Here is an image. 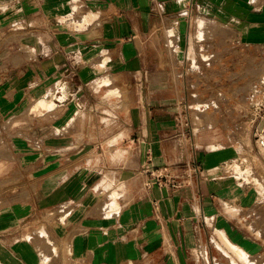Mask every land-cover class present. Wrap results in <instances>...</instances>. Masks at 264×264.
<instances>
[{"label": "crops", "instance_id": "crops-1", "mask_svg": "<svg viewBox=\"0 0 264 264\" xmlns=\"http://www.w3.org/2000/svg\"><path fill=\"white\" fill-rule=\"evenodd\" d=\"M236 1L228 9L224 0L215 6L212 22L221 25L229 14L233 29L239 30L244 18L246 28L254 29L258 15ZM78 3L97 16L82 29H71L67 14ZM197 4L0 0V129L7 122L16 123L17 109L29 107L37 97L32 80L39 72L60 76L57 94L68 92L65 100L54 95L47 101L59 109L51 123L59 125L61 135L52 137L58 141L56 147L44 149L42 166L20 170L14 160H0V169L8 168L5 176L18 169L30 174L25 200L16 194L2 209L0 199V264H205L196 259L203 249L209 264H246L225 255L218 233L245 253L247 264H264V211L257 205V192L229 173L241 148L227 146L231 141L220 125L199 133V145L192 147L186 140L189 129L183 126L186 117L176 115L183 109L182 87L174 80L180 55L165 49L167 32L174 24L180 31L176 21L183 12L201 13ZM6 28L10 31L1 34ZM233 40L258 42L252 36ZM15 45L27 49L29 56L5 63ZM30 74L19 85L21 77ZM113 91L124 97H109ZM100 93L101 100L107 98L102 118L106 121L87 117L84 124L93 141L82 144L78 140L89 129L75 126L67 132L64 127L72 122L69 114L75 116L76 100L88 114L86 108L101 103ZM27 118L34 123L39 117L29 113ZM105 122L110 124L98 136L96 125ZM52 128L46 127L48 136ZM10 129L9 134L0 130V137L12 138L18 129ZM218 143L224 146L208 150V145ZM19 154L23 153L15 152ZM87 155L92 156L90 163L83 161ZM157 175L162 176L161 185L155 184ZM101 181L117 188V211L100 210ZM171 183L180 187L173 189ZM38 217L43 225L41 249L34 243L14 246L22 223L28 228Z\"/></svg>", "mask_w": 264, "mask_h": 264}, {"label": "rangeland", "instance_id": "rangeland-1", "mask_svg": "<svg viewBox=\"0 0 264 264\" xmlns=\"http://www.w3.org/2000/svg\"><path fill=\"white\" fill-rule=\"evenodd\" d=\"M223 0H196L200 7V12L196 14L185 12L183 16L178 17L173 27H170L167 32V39L165 43V49L171 53H178L180 58L178 62V70L175 72L174 80L181 87V114L185 116L187 121H184V127L189 129V136L187 135L188 143H191L192 147H197V137L199 133H208L209 129L220 125L223 129L227 140L231 142L227 143L235 148H241L240 157L244 159L246 164L245 167L239 169L234 164H231L230 174L233 175L237 180L240 179L242 184H250L255 188L257 192V205L261 210L264 211V147L256 148L254 134L256 130H261L264 126L259 123V116H263L264 113L257 115L253 110V105L257 101L264 99V0H237L236 2L241 3L244 9L254 10L258 15L259 22L254 29H249L244 24H248V21L243 19V25L239 30H235L231 27L233 25L230 15L226 14L225 23L221 25L214 24L212 22V16L214 13L212 10L215 6H219ZM226 8L228 5L234 2V0H224ZM80 3L71 5L70 11H68L67 17L71 24V29H82L84 24L93 22L96 16L90 14L89 9L80 7ZM207 6L208 8H204ZM211 9V10H210ZM247 13V12H246ZM263 16V17H261ZM88 17V18H86ZM82 19V21H79ZM61 21V20H60ZM73 21H75L73 23ZM79 21V26L74 25ZM180 24V25H179ZM230 24V25H229ZM83 25V26H82ZM10 29L6 28L1 34H6ZM252 36L258 39L255 44L244 43L241 39H246ZM240 37L241 42H235L233 38ZM178 39V40H176ZM181 44L176 47V43ZM245 41V40H244ZM260 41V42H259ZM169 43V46H167ZM16 46V45H15ZM9 55L5 59L12 63H18L21 61V57H28L27 49L23 46L18 45L15 48L9 49ZM172 55V54H171ZM37 72V71H35ZM31 75V76H30ZM27 77H21L22 81L19 85H24L25 80L30 79L32 74ZM61 77L53 74H41L34 76L32 83L34 85L35 92L37 91V97H35L32 103L27 108L17 109L16 123L13 125L6 124L2 125L0 130L8 133L10 128L17 126V133L12 134L10 137H0V160H14L16 164H19V169H24L27 165L40 164L42 166V160L46 157L43 155L44 149L50 147H56L58 141L52 139L53 136L56 138L61 135L59 132V125L51 123L52 119L60 115L59 109L52 106L48 108L40 109L35 108L38 102L47 103L56 97L65 100L68 96V92L65 94H57L58 88L62 85ZM257 92H256V88ZM100 93L98 99V108H89L84 111L83 104L77 111L68 113L72 116L71 123L65 125V130L68 132L72 127H79L89 129L88 134L78 140L82 144L90 143L93 141L90 135V128L84 124V120L90 115L98 116L99 121H106L102 119L105 117L103 113L106 111L105 101L107 98L100 99L103 95ZM122 97V93L119 91H113L109 93V97L112 96ZM62 96V97H61ZM64 97V98H63ZM124 97V96H123ZM122 97V98H123ZM57 99V98H56ZM56 107V106H55ZM84 111V112H83ZM31 113L36 117H39L37 122L32 123V119H28L27 115ZM67 114V113H66ZM101 118V119H100ZM74 121V122H73ZM51 124H50V123ZM109 122L105 124L96 125L99 128L98 136L101 135V131H105V128L109 125ZM33 125V127H32ZM53 127L51 134L48 136L46 127ZM64 131V130H62ZM264 131V129H263ZM191 132V133H190ZM46 133V136H43ZM60 133V134H59ZM48 137H51L48 140ZM93 137V136H92ZM94 138V137H93ZM99 138V137H98ZM190 138V139H188ZM234 140V143H232ZM227 142V141H226ZM116 142L113 141V144ZM224 146L222 143L218 145H208V150H215ZM119 150L118 147L116 149ZM23 153L15 155V152ZM14 154H11V153ZM117 155V154H116ZM104 157V156H103ZM118 156L115 157V159ZM92 156L83 157V161L90 163ZM17 170V173L5 176L4 172L8 170L1 168L0 175V199L2 200V209L9 207L11 198H15L16 194H20L19 198L25 200L27 192L24 191L27 177L29 178L28 171ZM4 170V171H3ZM102 180L106 179V174L103 173ZM100 182V181H99ZM101 186L98 187V191L103 194L100 202L102 203L99 207L104 213L107 210L112 211L118 210L117 199L120 195L117 194L115 189L108 187V185L101 181ZM122 188V187H121ZM113 196V199L111 198ZM109 199L110 202L106 203ZM257 206V207H258ZM73 209L70 207L69 212ZM62 215V214H61ZM56 216L58 214L56 213ZM256 223L259 221H255ZM264 223V221H261ZM22 223V230L17 235V242L14 246L19 249L23 248L27 244L34 243L41 249V242L43 239L42 222L41 217H38L34 221V225H30L28 228ZM34 227V228H32ZM222 235V233H220ZM259 235V232H258ZM223 236V235H222ZM221 236V237H222ZM220 235L218 236V238ZM220 237V238H221ZM219 238L221 242L223 252L225 255H234L230 249L222 244V238ZM221 240V241H220ZM47 241V239H46ZM242 263H246L239 259V256H234ZM247 260V257H246ZM130 264V263H129Z\"/></svg>", "mask_w": 264, "mask_h": 264}, {"label": "built area", "instance_id": "built-area-1", "mask_svg": "<svg viewBox=\"0 0 264 264\" xmlns=\"http://www.w3.org/2000/svg\"><path fill=\"white\" fill-rule=\"evenodd\" d=\"M183 14H185V12H183L182 14H180L181 16H183ZM169 46V43L168 45ZM170 47V46H169ZM256 88V86H255ZM61 90V88L59 89ZM264 91V90H263ZM256 92H257V88H256ZM71 99H73V96L72 95H69ZM75 108L76 110L80 109L81 108V104L78 100L75 101ZM253 110L254 112L257 114V115H260V113H264V99L263 100H260V101H257L256 103H254L253 105ZM259 123H261L263 126H264V115L263 116H259ZM264 128H262L260 131L259 130H256L255 134H254V137H255V145H256V148L259 149V148H263L264 147V131H263ZM231 164H234L236 167H238L239 169L243 168L246 166L245 162H244V159H242L240 157V155L237 156L236 159H234L230 164H229V167L231 168ZM193 171L195 172L196 171V167L193 168ZM155 184L157 185H161V181H162V176L161 175H157L155 178ZM236 179V178H235ZM171 180H173V178H171ZM237 180V179H236ZM240 180V179H239ZM247 185H250L249 183ZM170 186L173 188V189H178L180 187V184L179 183H171ZM196 259L197 260H203V262H205V264H209L210 262V259L208 257V252L206 249H203L202 251H200L197 256H196Z\"/></svg>", "mask_w": 264, "mask_h": 264}, {"label": "bare ground", "instance_id": "bare-ground-1", "mask_svg": "<svg viewBox=\"0 0 264 264\" xmlns=\"http://www.w3.org/2000/svg\"><path fill=\"white\" fill-rule=\"evenodd\" d=\"M62 97V96H61ZM57 99H59L60 97L58 96V97H56ZM55 98V99H56ZM64 98V97H63ZM56 99V100H57ZM61 100L60 101H62V98H60ZM59 101V102H60ZM49 106H51V104L49 105L48 104V102L47 103H43V102H38L37 104H36V106H35V108L37 107V108H40V109H46V108H48ZM112 199H113V196L111 197ZM230 211V210H229ZM232 212V211H231ZM236 212H238V211H236ZM233 214V213H232ZM220 235V237L222 236L220 233H218V236ZM219 237V238H220ZM223 240H222V244H224V246H226L228 249H230V251H232L233 252V254H234V256H239V259H241L242 261H244V262H248L247 260H246V255H245V253L241 250V249H239V248H237V247H235L234 245H232L224 236H222L221 237ZM220 238V239H221ZM221 241V240H220ZM221 243V242H220ZM219 247V246H218ZM253 264V263H252Z\"/></svg>", "mask_w": 264, "mask_h": 264}]
</instances>
